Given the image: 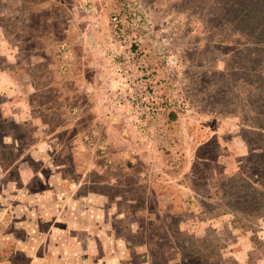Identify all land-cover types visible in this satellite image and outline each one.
<instances>
[{"label": "rangeland", "instance_id": "1", "mask_svg": "<svg viewBox=\"0 0 264 264\" xmlns=\"http://www.w3.org/2000/svg\"><path fill=\"white\" fill-rule=\"evenodd\" d=\"M89 1L0 0V264H264V0H136L139 105L104 70L110 15L82 38Z\"/></svg>", "mask_w": 264, "mask_h": 264}, {"label": "built area", "instance_id": "2", "mask_svg": "<svg viewBox=\"0 0 264 264\" xmlns=\"http://www.w3.org/2000/svg\"><path fill=\"white\" fill-rule=\"evenodd\" d=\"M118 4L109 17L112 37L106 49L117 84L114 100L135 105L149 103L153 100L152 74L140 48V30L146 23L143 7L136 0H119Z\"/></svg>", "mask_w": 264, "mask_h": 264}, {"label": "crops", "instance_id": "3", "mask_svg": "<svg viewBox=\"0 0 264 264\" xmlns=\"http://www.w3.org/2000/svg\"><path fill=\"white\" fill-rule=\"evenodd\" d=\"M88 3L89 4H87V6L83 8L85 16L82 18L81 21L86 23L87 28L85 31H83L82 38L85 39V36L87 35L88 32H91L92 34L95 32L97 35V40L100 39L101 37L102 38L100 39V41L104 40L105 38L107 39L106 32L108 30V25L106 22L104 23V21H103L104 16H106L108 14L111 15L116 10V8L119 5L118 4L119 0H111V1H109V0H100L99 1L98 0L97 4H96V0H91ZM100 19H101V21H99ZM72 25H73L72 23L69 24L68 30L71 29ZM100 28H102L103 30L101 31ZM69 32L70 31H68L67 34ZM64 45H65L64 46L65 49H64V47H63V49H64L65 57H67L70 60H71V58H75L74 48L71 47L68 42L65 43ZM92 45L89 46L88 48H84L82 56L83 55H84V57H89L90 55L94 56V53L99 51V48L94 47V44H92ZM95 46H96V43H95ZM103 49L106 50L105 46H103ZM105 63L106 64L104 66V70L107 74H109V73H111L110 72V62L108 61V59H105ZM70 64L71 63H69V65ZM111 83L113 84L114 81H111ZM51 204L52 203L50 201L43 203V204H39V206L35 210V212L41 213L42 214L41 217H43L44 213L47 212V207H50ZM27 217H30V216H27ZM92 217L94 218V216H91V214L88 213V211H83L81 213L80 221L76 220V222H71V223H69V225H71V227H73L74 229H77L78 231L95 232V233H98V235H99V233L102 232L103 230L100 227L95 225L96 221ZM27 219H29V218H27ZM103 227H108V226H103ZM53 258H51L50 261H48V262L39 258L38 263L39 264H57V263H55V258L54 259ZM33 264H35V263L33 262Z\"/></svg>", "mask_w": 264, "mask_h": 264}, {"label": "trees", "instance_id": "4", "mask_svg": "<svg viewBox=\"0 0 264 264\" xmlns=\"http://www.w3.org/2000/svg\"><path fill=\"white\" fill-rule=\"evenodd\" d=\"M238 6H239V3L233 4V7H235V8H238ZM237 11H238V9L235 10V11H233V14L232 15H236ZM251 21H252V17H249V19L247 20V22L244 20V25H245V23H247L246 28L249 27L251 30L253 29L252 26L255 27V30L253 32H251V35H253V36H256L257 35V36L254 37L253 40H252V42H249V44H247V45H253L251 47H255L254 49L257 52H260V53L263 52V55H264V23L262 21L261 23L260 22H257L256 24H254ZM256 29H259L261 32L259 34H257ZM263 72H264V70H263ZM260 129H264V128H262V126H260ZM261 158L262 159L264 158V153H263V155H262ZM258 183L259 184H262V182H260V181ZM251 187H253V186H251Z\"/></svg>", "mask_w": 264, "mask_h": 264}]
</instances>
